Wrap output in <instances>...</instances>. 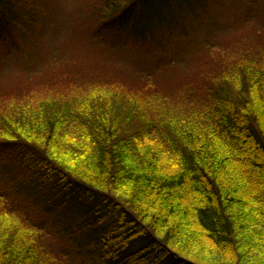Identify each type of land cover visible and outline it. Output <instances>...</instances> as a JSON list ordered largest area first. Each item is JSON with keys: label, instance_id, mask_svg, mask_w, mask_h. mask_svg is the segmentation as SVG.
I'll return each mask as SVG.
<instances>
[{"label": "trees", "instance_id": "16d2710c", "mask_svg": "<svg viewBox=\"0 0 264 264\" xmlns=\"http://www.w3.org/2000/svg\"><path fill=\"white\" fill-rule=\"evenodd\" d=\"M143 1L92 2L89 77L41 56L43 0H0V60L29 80L0 99V264H264V44L192 42L180 0ZM134 40L160 59L119 63Z\"/></svg>", "mask_w": 264, "mask_h": 264}, {"label": "rangeland", "instance_id": "374dc122", "mask_svg": "<svg viewBox=\"0 0 264 264\" xmlns=\"http://www.w3.org/2000/svg\"><path fill=\"white\" fill-rule=\"evenodd\" d=\"M43 1L46 3L48 19L45 21L41 20L39 25H31L33 31H35V35L38 34L35 40L41 56H46L52 63L58 62L61 59L69 60V65L73 64L75 68H84L88 71V76L93 77L95 75L94 68H97L109 56L98 46V36L96 34L92 35L94 27L89 18V8L94 0ZM180 1L182 4L178 8V11L174 9L177 16L175 21L178 20V25L175 27V23H173V26L175 29L184 27L191 33L198 32L195 37L192 34V42L197 37L206 34L202 32L205 27L222 28L225 25H230L227 31L217 36L218 41L223 45L233 46L241 38V45L239 48L228 49L244 50L247 46L253 47L254 44H264V0ZM143 2L144 5L153 4L149 3L148 0H144ZM165 15L168 16L167 14ZM178 17H181L180 23ZM160 22L159 13L155 12L145 16L141 25L153 27V24H159ZM169 28L171 29V25ZM152 32L154 31L152 30ZM121 33L112 27L109 35L111 39L117 40ZM1 36L0 31V45ZM153 52H155L154 49L146 48L145 45L140 44L136 40L130 41L127 53L119 54L122 57L119 63L124 65V59L142 63H151L154 62L153 60L160 59L157 56L151 57L150 55ZM18 58L21 57L7 62H1L0 60V99H5V96L11 97L13 95L11 93L13 90L7 89H20V82L29 81L21 73V64L16 61ZM129 65L135 66L134 64ZM32 70L31 68L30 71ZM45 70H47V66ZM45 70L39 72L38 78L28 87L29 90L35 89V86H37L36 88H40V85L45 83L43 81L45 78ZM111 74L117 77L114 78L115 80H119L125 75L123 71H114ZM106 75L107 73L102 70L98 76L105 77ZM6 93L8 94L3 95ZM96 197L98 198V195ZM80 204L72 200L68 206V208L72 207L69 214L78 216V219L74 218L76 224H81L85 220L84 209H82V205ZM78 205H80L79 208H77ZM60 212H63L65 215L64 208ZM140 248V241H136L131 251L134 252ZM164 264L178 263L169 260Z\"/></svg>", "mask_w": 264, "mask_h": 264}]
</instances>
